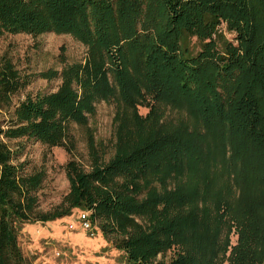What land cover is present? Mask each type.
<instances>
[{
	"label": "trees",
	"instance_id": "1",
	"mask_svg": "<svg viewBox=\"0 0 264 264\" xmlns=\"http://www.w3.org/2000/svg\"><path fill=\"white\" fill-rule=\"evenodd\" d=\"M47 32L87 55L13 104L29 79L0 54V264H32L25 226L83 211L126 264H264V0H0V37ZM101 100L117 104L108 159L88 125ZM71 122L90 169L69 160L62 204L39 210L45 171L25 172L7 140L65 146Z\"/></svg>",
	"mask_w": 264,
	"mask_h": 264
},
{
	"label": "rangeland",
	"instance_id": "2",
	"mask_svg": "<svg viewBox=\"0 0 264 264\" xmlns=\"http://www.w3.org/2000/svg\"><path fill=\"white\" fill-rule=\"evenodd\" d=\"M6 53L11 58L21 75L27 76L28 84L21 88L12 98V103L22 101L26 96L54 92L61 83V69L72 63H83L87 55V47L70 34L47 32L37 37L29 34H5L0 37V54ZM55 71L57 74L47 78L43 72ZM162 111V120L178 122L188 120L185 112L158 104ZM117 104L114 100L98 101L95 112L89 115L88 125L92 129L96 141L108 159L114 153V115ZM149 108L138 106L139 113L144 116ZM7 112L0 111V120L7 121ZM69 135L72 142L65 146L48 147L33 139L7 140L13 149L19 143L18 161L25 160L24 171L30 173L44 169L45 177L38 190V209L50 210L62 204L69 191V180L66 174V163L74 160L84 169H90V159L86 143V130L74 122L69 124ZM172 186V185H171ZM137 221H141L137 219ZM70 224L73 227H70ZM97 225V222L95 223ZM87 231L81 227L80 218L63 217L58 220L41 223L36 222L23 229L21 247L24 255L32 260V264H126L118 260V254L99 233ZM232 235V242L235 241ZM59 252V255L56 254ZM172 250L163 258L168 260ZM157 258H161L160 255ZM226 264V263H225Z\"/></svg>",
	"mask_w": 264,
	"mask_h": 264
},
{
	"label": "built area",
	"instance_id": "3",
	"mask_svg": "<svg viewBox=\"0 0 264 264\" xmlns=\"http://www.w3.org/2000/svg\"><path fill=\"white\" fill-rule=\"evenodd\" d=\"M80 222H81V227L84 228L87 231L92 230L91 223L89 221V211H83L80 213ZM70 227H73L72 224H70ZM57 255H59V252H56Z\"/></svg>",
	"mask_w": 264,
	"mask_h": 264
}]
</instances>
